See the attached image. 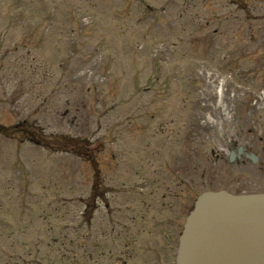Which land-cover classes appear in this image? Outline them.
Segmentation results:
<instances>
[{"label":"rangeland","instance_id":"obj_1","mask_svg":"<svg viewBox=\"0 0 264 264\" xmlns=\"http://www.w3.org/2000/svg\"><path fill=\"white\" fill-rule=\"evenodd\" d=\"M145 1L96 0L97 5L90 6L91 0H0V125L10 126L24 120L37 125V128L30 129L29 135L24 133L10 139L0 135V223H3L0 226L6 230L0 235V263L1 258L6 257L7 264H31L32 261V264H47L45 261L50 258L57 260L52 256L55 255L53 252L45 249L44 235L51 228L59 229L62 220L55 217L49 220L48 217L46 221L44 206L49 200L74 202L78 198L89 202L91 207L97 197L93 196L94 191L90 196V184L96 177L99 182L97 192L104 196L105 202L108 200L111 205H116L115 214L111 217L116 229L114 238L120 237L123 223L125 226L133 225L118 206L125 204L144 208L142 203L130 201V197L120 192L141 178V171L134 173L128 164H119L117 169H113L110 163V157L116 152L113 145L111 154L104 152L98 157L96 154L102 147L98 144L91 149L93 141L104 138L101 144H106L109 140L120 139L123 153L129 150L135 153L129 157L131 162L135 157V163L144 152L139 145L129 146V140L137 142L140 129L148 128L149 132H154L149 143L151 153H158L157 148H162L163 152L160 165L157 155L142 154L144 161L150 156L147 170L152 175L149 182L154 193L159 195L163 183H169L165 176H160V170L153 171L160 166L175 167L192 183H201L200 188L194 186L195 194L207 189H232L228 181L235 176V171L212 165L206 148L202 156L195 154L185 164L186 167L183 162L189 158L188 139L194 138L190 127H201L198 119L204 108L198 91L203 90V75L200 73L205 71V66L216 67L219 72L239 71L242 78L237 81L241 85L253 90L264 88V0H239L240 19L227 15L229 20H217L210 24L209 30L201 20L212 21L214 13L222 20L219 13L224 0H176L177 4L170 5L165 14L158 16L170 24L169 30L161 29L160 23L149 25L146 22L143 26L132 27L131 20L118 13L119 9H124L135 16L143 9ZM160 1L157 0L158 3ZM150 2L156 4L155 0ZM247 2L252 4L249 6ZM56 4L59 12L53 10ZM67 10L71 11L70 22L64 17ZM104 10L113 11L121 24L129 20L128 26L123 27L119 21L107 17ZM85 11L91 12L90 19H85L88 16ZM49 24L52 27L47 29ZM69 25L74 32L65 39ZM124 28L128 29L120 30ZM76 31L78 37H74ZM177 34L182 38L176 48L157 47L160 42L170 46L171 40L177 39L173 38ZM240 40L245 46H240ZM160 50L164 54L162 58L166 59L165 66L161 68L151 55ZM158 68L163 70L159 81L156 79ZM217 86L208 85V90ZM131 88L132 103L145 105V120L151 121L134 122L133 126L125 129L130 134L114 137L116 120L128 112L125 110L128 105L124 103L130 101L125 97L131 93ZM145 89L149 90L145 92ZM246 100L234 121L233 114L229 112L226 119H216L224 123L226 133L229 128L239 132L242 127L244 136L260 131L259 136L264 138V129L261 132L264 111L252 109L249 98ZM110 126L113 129L102 135V131ZM194 133L198 143L201 134L199 130ZM25 135L41 141V146L51 148V151L66 149L73 154L52 157L43 153V149L29 147L31 145L25 141ZM184 136L186 140L181 142ZM87 138L92 140L87 142ZM254 148L264 153L257 141ZM94 160L97 161L96 166ZM129 160L127 157L123 159L127 163ZM194 167L197 172L192 173ZM93 169H98L94 176ZM241 177L248 180V173L241 174ZM151 196L155 197V194ZM153 199L151 197L149 202ZM56 204H60L56 210L62 213V217L65 211V217L73 215L68 212L72 207L61 209L64 203ZM78 205L76 203L73 207L74 213L80 211ZM98 206L102 210L101 205ZM105 217L104 213L95 216V237L98 231H107ZM182 223L180 221V226ZM136 226L139 230V224ZM156 232L141 236L138 242L144 250L147 246L156 250L163 256L162 261L168 264L171 248L161 246L164 234ZM69 247L72 254L83 257V262L92 249L79 251L76 245ZM3 254L5 256L1 257ZM105 262L106 259H102L98 264Z\"/></svg>","mask_w":264,"mask_h":264},{"label":"water","instance_id":"obj_2","mask_svg":"<svg viewBox=\"0 0 264 264\" xmlns=\"http://www.w3.org/2000/svg\"><path fill=\"white\" fill-rule=\"evenodd\" d=\"M256 203L264 205V196L247 199L223 193L202 196L188 219L189 234H184L181 240L178 264H264V230L259 233L248 230L247 217L238 208L241 204L255 207ZM220 245L226 247L220 249ZM242 249L249 253L242 254Z\"/></svg>","mask_w":264,"mask_h":264},{"label":"flooded vegetation","instance_id":"obj_3","mask_svg":"<svg viewBox=\"0 0 264 264\" xmlns=\"http://www.w3.org/2000/svg\"><path fill=\"white\" fill-rule=\"evenodd\" d=\"M239 159V158H238ZM244 159H245V157H244Z\"/></svg>","mask_w":264,"mask_h":264}]
</instances>
